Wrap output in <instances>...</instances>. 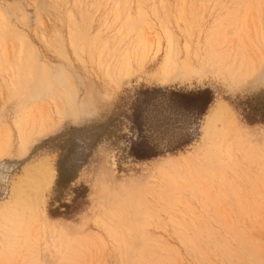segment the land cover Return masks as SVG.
Here are the masks:
<instances>
[{"label": "rangeland", "instance_id": "rangeland-1", "mask_svg": "<svg viewBox=\"0 0 264 264\" xmlns=\"http://www.w3.org/2000/svg\"><path fill=\"white\" fill-rule=\"evenodd\" d=\"M174 86L214 93L195 137L127 154ZM263 106L264 0H0V264H264Z\"/></svg>", "mask_w": 264, "mask_h": 264}, {"label": "trees", "instance_id": "trees-1", "mask_svg": "<svg viewBox=\"0 0 264 264\" xmlns=\"http://www.w3.org/2000/svg\"><path fill=\"white\" fill-rule=\"evenodd\" d=\"M213 99L214 93L209 87H143L134 95L125 115L133 134L126 145L127 154L144 159L182 149L195 137L199 120ZM242 104L247 116L257 109V105H250L248 101ZM259 110L263 118L264 106ZM63 180L60 166L58 183Z\"/></svg>", "mask_w": 264, "mask_h": 264}, {"label": "bare ground", "instance_id": "bare-ground-1", "mask_svg": "<svg viewBox=\"0 0 264 264\" xmlns=\"http://www.w3.org/2000/svg\"><path fill=\"white\" fill-rule=\"evenodd\" d=\"M168 57V56H167ZM167 60V59H166ZM173 60V59H172ZM202 61V60H201ZM169 62V61H168ZM165 61V66H171L172 68H176L178 66H180V62L178 59L175 62H170L168 63ZM164 64V62H163ZM185 69V68H184ZM180 70V68H179ZM154 73V72H153ZM225 108V107H224ZM227 109V108H226ZM227 111V110H226ZM44 113V112H43ZM227 113V114H226ZM224 113L222 107L217 106L213 112L210 114V116L207 117V122L205 125V135H207L208 131L211 129V127H214V123L216 121H219L222 125H224L225 123H227L229 121V116H228V111ZM45 114V113H44ZM38 115V114H37ZM232 118V117H231ZM218 122V123H219ZM229 123V122H228ZM233 123V122H232ZM217 130V129H216ZM220 131V130H219ZM229 134V133H228ZM230 135V134H229ZM232 135V134H231ZM216 136V135H214ZM231 137V136H230ZM228 138V137H226ZM27 177V176H26ZM39 177H41V181L44 183V187L47 188L48 187V180L44 182L43 180V176L39 175ZM43 187V186H42ZM43 189V188H42ZM35 191V190H34ZM41 192V191H40ZM30 195V194H29ZM42 197V195H41Z\"/></svg>", "mask_w": 264, "mask_h": 264}]
</instances>
